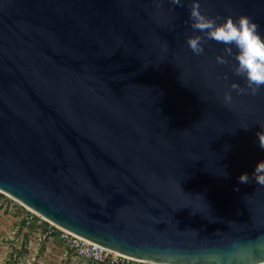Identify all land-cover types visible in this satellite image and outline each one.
Instances as JSON below:
<instances>
[{"label": "water", "instance_id": "water-1", "mask_svg": "<svg viewBox=\"0 0 264 264\" xmlns=\"http://www.w3.org/2000/svg\"><path fill=\"white\" fill-rule=\"evenodd\" d=\"M182 2L0 0V192L152 262L264 236V186L238 180L264 160V87L231 88L245 80L222 44L191 52ZM198 2L264 36V0Z\"/></svg>", "mask_w": 264, "mask_h": 264}, {"label": "clouds", "instance_id": "clouds-1", "mask_svg": "<svg viewBox=\"0 0 264 264\" xmlns=\"http://www.w3.org/2000/svg\"><path fill=\"white\" fill-rule=\"evenodd\" d=\"M171 3L184 6L182 0H171ZM189 19L193 31L202 33L187 38V46L191 52L197 56L201 55L208 40L224 45V51L237 62L234 73L244 78L246 85L241 87L238 83H233L231 88L240 94L248 92L256 95L264 87V36L261 35L258 24L247 15H240L236 19L227 17L222 20L207 17L202 14L198 0H194L190 6ZM233 48L236 49L235 53ZM216 62L223 65L227 64L228 60L223 56H217ZM231 101V92H226L224 102L227 104ZM260 127L264 129V126ZM256 135L259 147L264 149V131ZM238 180L241 184L254 181L257 185L264 186V160L256 163L251 176L245 172ZM262 257H264V236L249 241L238 240L223 252H209L200 264H250L252 260L256 264H264Z\"/></svg>", "mask_w": 264, "mask_h": 264}, {"label": "rangeland", "instance_id": "rangeland-1", "mask_svg": "<svg viewBox=\"0 0 264 264\" xmlns=\"http://www.w3.org/2000/svg\"><path fill=\"white\" fill-rule=\"evenodd\" d=\"M0 264H97L47 232L31 209L0 192Z\"/></svg>", "mask_w": 264, "mask_h": 264}, {"label": "built area", "instance_id": "built-area-1", "mask_svg": "<svg viewBox=\"0 0 264 264\" xmlns=\"http://www.w3.org/2000/svg\"><path fill=\"white\" fill-rule=\"evenodd\" d=\"M34 213L40 217V221L44 220L46 222L47 232L55 234L75 255L89 259L97 264H169L143 260L108 249L57 226L36 212Z\"/></svg>", "mask_w": 264, "mask_h": 264}]
</instances>
